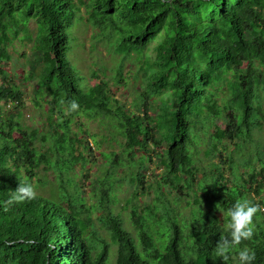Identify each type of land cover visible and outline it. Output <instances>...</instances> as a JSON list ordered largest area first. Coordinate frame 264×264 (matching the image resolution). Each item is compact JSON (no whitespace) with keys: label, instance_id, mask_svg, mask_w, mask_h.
Masks as SVG:
<instances>
[{"label":"trees","instance_id":"16d2710c","mask_svg":"<svg viewBox=\"0 0 264 264\" xmlns=\"http://www.w3.org/2000/svg\"><path fill=\"white\" fill-rule=\"evenodd\" d=\"M82 5L95 29L93 47L104 42L124 58L145 56L147 84L135 109L104 81L83 87L70 56ZM31 19L39 85L50 95L56 132L22 131L4 107L22 105L5 64ZM149 46L154 58L144 55ZM121 71L117 83H125ZM80 117L100 121L122 146L121 155L102 153L91 205L74 172L86 165L89 148L72 129ZM152 156L164 169L162 182L153 187L154 205L138 212L133 198L151 187L144 170ZM42 168L53 181L39 176ZM25 180L33 188L52 182L56 190L7 204ZM123 182L135 185L127 201L131 228L113 208ZM242 200L258 209L252 235L227 260H213L228 235L227 211ZM263 210L264 0H0V264H111L113 244L114 264H238L243 248L254 254L252 264H264Z\"/></svg>","mask_w":264,"mask_h":264},{"label":"rangeland","instance_id":"374dc122","mask_svg":"<svg viewBox=\"0 0 264 264\" xmlns=\"http://www.w3.org/2000/svg\"><path fill=\"white\" fill-rule=\"evenodd\" d=\"M81 9L84 18L77 21L72 27L76 40L72 42L73 49L70 56L85 81L82 80L83 87H85L84 85L90 86L95 82L104 81L107 83L111 94L119 99L127 109H135L139 93L147 84L146 72L143 69L141 70V67H146L145 56L137 58L136 54L133 53L130 57L124 58L120 52L114 50L113 46L104 42L96 43V46L93 47L95 29L86 23V6L82 5ZM28 23L27 30L22 32L21 36L10 45L9 57L5 64L9 79L14 81L23 93L22 105L10 109L9 104H4V107L7 115L20 123L22 131L30 132L33 129H40L43 133H49V130L56 132L58 131L57 125L49 126L48 121V100L50 95L46 88L39 85V67L36 66V51L34 47L37 23L35 19H31ZM144 55H151L154 58L151 46L146 49ZM119 70H122L121 74L124 76L125 83H117L116 81L119 76ZM166 94L164 92L159 97H167ZM156 106L157 102H155L153 107L155 108ZM103 126L100 121L88 120L85 117L76 118L72 123L73 131L86 140L89 146L85 150V156H87L86 165L82 167L80 163L74 170L77 173V180L82 187V195L87 205L95 202L92 193V180L96 179L101 173L99 167L103 161L102 153L114 150L121 155L122 151L121 140L118 142L111 138L109 132ZM96 140L99 141V143L97 142L99 146L96 144ZM36 143L38 145L41 144L40 140H37ZM146 166L147 168L144 170L145 186L151 185V187L146 188V190H142L140 187V192L134 196L133 203L137 205L138 212L143 211L144 204L150 203L154 205L157 197L153 187L158 181L162 182L161 173L164 169L157 157L152 156L149 158L146 161ZM37 172L44 180L53 181L55 178V174L52 171L42 168ZM122 172H125V170ZM33 181L36 182V179L33 178ZM38 185L37 188H33L34 192L49 195L51 191L56 190V185L52 182L48 183L47 186ZM134 186L126 182L120 184L119 191H117L119 200L113 204L114 211L117 214L119 213V215L121 214V218L124 219L128 228H131L132 224L128 218L131 204L128 206L127 201L132 196ZM177 194L179 193L177 192ZM198 195L201 197V192H198ZM183 203L186 204L185 201ZM203 206L205 208V204ZM186 211H189V209H186ZM89 215L95 222L98 233L106 237L107 234L101 231V222L97 218L100 215V211L93 210ZM219 215L221 218L224 217L222 213ZM110 254L112 258L111 264H114L116 258L115 244L111 246Z\"/></svg>","mask_w":264,"mask_h":264},{"label":"clouds","instance_id":"9594fccd","mask_svg":"<svg viewBox=\"0 0 264 264\" xmlns=\"http://www.w3.org/2000/svg\"><path fill=\"white\" fill-rule=\"evenodd\" d=\"M71 109L75 110L77 104L71 103ZM35 197L34 189L30 182L21 181L12 193L7 204H19ZM257 206L249 204L247 200L237 201L227 211L228 222L225 226L227 236H223L215 245L213 260L217 257L223 261L228 259L232 249L240 244L241 240H247L252 235L251 222L257 212ZM238 264H252L254 254L249 249L243 248L237 251Z\"/></svg>","mask_w":264,"mask_h":264}]
</instances>
